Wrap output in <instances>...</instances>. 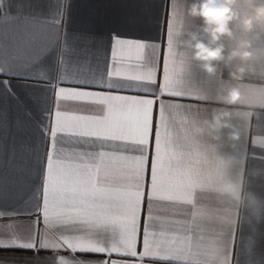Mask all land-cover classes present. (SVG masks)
Instances as JSON below:
<instances>
[{
    "label": "snow or ice",
    "instance_id": "snow-or-ice-1",
    "mask_svg": "<svg viewBox=\"0 0 264 264\" xmlns=\"http://www.w3.org/2000/svg\"><path fill=\"white\" fill-rule=\"evenodd\" d=\"M179 7L168 0L163 40L125 35L144 30L148 18L123 17L102 77L76 72L34 98L45 117L42 183L28 220L0 222V264H245L235 233L220 254L221 209L190 131L193 114L217 101L201 100L214 86L185 75L172 47ZM149 44L158 45L154 57ZM38 46L53 42L41 36ZM246 83L264 89V74ZM133 96L152 102L146 143L141 116L126 103ZM236 107L256 113L241 122L243 132L251 134L253 117L264 127V97ZM250 139L264 149V135Z\"/></svg>",
    "mask_w": 264,
    "mask_h": 264
},
{
    "label": "crops",
    "instance_id": "crops-1",
    "mask_svg": "<svg viewBox=\"0 0 264 264\" xmlns=\"http://www.w3.org/2000/svg\"><path fill=\"white\" fill-rule=\"evenodd\" d=\"M185 7L186 0H180L179 14L173 24L172 47L185 75L214 86L210 92L199 93L201 100L217 101L205 105L199 114H193L190 131L202 143L201 157L206 175L212 181L221 209L220 254L226 256L230 251L231 236L235 233L237 248H244L245 264H264V219L258 224L252 215L254 209L264 213V159L253 158V153L264 156V149L253 147L250 139V135H264V127L253 117L251 134L243 132L241 122L256 113L241 109L230 121L232 128L221 133L213 132L205 123L210 120L213 109L220 107V94L233 84L239 83L244 93L242 104L247 105L258 103L264 97V89L229 80L223 64L219 65L217 75L208 76L191 60V52L185 47L184 40L188 31L198 30L199 21L187 16ZM237 7L243 10L242 6ZM136 13L141 19L147 16L148 26L125 35L131 38L159 35L163 40L169 15L168 0H0V213L5 214L0 222L28 220L37 203L36 190L43 176L41 151L45 117L33 102L34 98L50 95L51 85L76 72L102 77L110 57L113 34L118 33L123 17ZM181 29L184 35L177 34ZM233 31L238 39H252L251 50L257 53L250 61L246 80L260 77L264 74V56L259 55L264 49V35L253 39L245 36L237 25H233ZM41 36L53 42L46 51L38 46ZM129 43L138 45L139 41ZM225 44L230 48L233 42L225 41ZM147 47L154 57L158 45ZM149 78V75L136 77ZM126 103L139 112L141 142L146 143L152 102L145 97L133 96L127 98ZM184 103L193 107L197 104L196 101ZM232 131L238 135L235 140L230 138ZM217 136L220 138L216 139ZM217 152L231 162L228 175L233 180L243 181L244 203L221 193L220 169L214 156ZM250 193L259 198V203H247L251 200ZM127 251L134 254V249ZM89 264H99V261L92 260ZM119 264L132 262L121 261Z\"/></svg>",
    "mask_w": 264,
    "mask_h": 264
},
{
    "label": "clouds",
    "instance_id": "clouds-1",
    "mask_svg": "<svg viewBox=\"0 0 264 264\" xmlns=\"http://www.w3.org/2000/svg\"><path fill=\"white\" fill-rule=\"evenodd\" d=\"M242 6L243 10L238 9ZM185 13L193 20L199 21L198 30L187 32L184 45L191 52V60L208 76H215L218 67L223 64L228 70V79L246 82L250 61L257 55L252 49V39L236 38L233 25H237L245 36L259 39L264 35V0H186ZM178 35H184L178 30ZM225 41L233 42L226 47ZM264 56V49L259 51ZM244 93L239 83L233 84L220 94V107L214 108L210 120L205 123L215 133L232 128L230 123L233 116L238 115V105H242ZM203 131V129H197ZM230 138L235 140L238 135L230 132ZM219 139L220 137H215ZM220 169V191L238 203H244V184L239 178L233 180L228 175L231 166L229 159L214 154ZM251 200L247 203H259V198L249 194ZM252 215L259 224L264 219V213L254 209Z\"/></svg>",
    "mask_w": 264,
    "mask_h": 264
}]
</instances>
